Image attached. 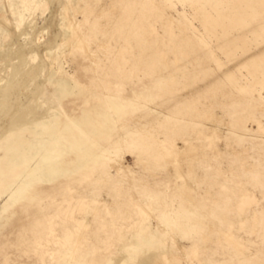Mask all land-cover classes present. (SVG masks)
<instances>
[{
    "label": "rangeland",
    "instance_id": "rangeland-1",
    "mask_svg": "<svg viewBox=\"0 0 264 264\" xmlns=\"http://www.w3.org/2000/svg\"><path fill=\"white\" fill-rule=\"evenodd\" d=\"M0 16V264H264V0Z\"/></svg>",
    "mask_w": 264,
    "mask_h": 264
},
{
    "label": "bare ground",
    "instance_id": "bare-ground-1",
    "mask_svg": "<svg viewBox=\"0 0 264 264\" xmlns=\"http://www.w3.org/2000/svg\"><path fill=\"white\" fill-rule=\"evenodd\" d=\"M0 18H1V16H0ZM4 22H5V20H4ZM4 24H6V22H5ZM6 25H7V24H6ZM66 26H67V25H66ZM71 27H72V26H71ZM71 39L75 40V42H76V44H77L78 47L86 49V46H85L83 40L77 38V31H76L75 29H72ZM164 156H165V158L168 159V160H171V159L175 158L174 154H172V153H164ZM140 210H141V209H140ZM146 211H147V210H146ZM193 254H194V253H193Z\"/></svg>",
    "mask_w": 264,
    "mask_h": 264
}]
</instances>
